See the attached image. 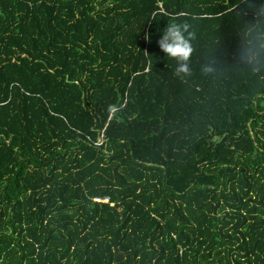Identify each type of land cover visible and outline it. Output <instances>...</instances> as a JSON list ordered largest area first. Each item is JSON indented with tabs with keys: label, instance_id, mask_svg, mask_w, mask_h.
<instances>
[{
	"label": "trees",
	"instance_id": "1",
	"mask_svg": "<svg viewBox=\"0 0 264 264\" xmlns=\"http://www.w3.org/2000/svg\"><path fill=\"white\" fill-rule=\"evenodd\" d=\"M245 10L0 0V264H264V75L237 59ZM171 21L197 34L187 77L156 44Z\"/></svg>",
	"mask_w": 264,
	"mask_h": 264
},
{
	"label": "clouds",
	"instance_id": "2",
	"mask_svg": "<svg viewBox=\"0 0 264 264\" xmlns=\"http://www.w3.org/2000/svg\"><path fill=\"white\" fill-rule=\"evenodd\" d=\"M238 20L240 45L237 59L250 72L264 75V0H246L244 18L238 17ZM196 36V31L192 30L189 23L171 21L156 40L158 48L174 62L177 76L191 75L189 59ZM144 40L151 43V34L146 32ZM202 72L205 75L214 74V63L204 65Z\"/></svg>",
	"mask_w": 264,
	"mask_h": 264
}]
</instances>
